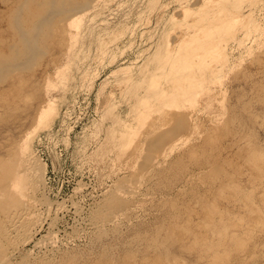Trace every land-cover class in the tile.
Returning a JSON list of instances; mask_svg holds the SVG:
<instances>
[{
	"label": "rangeland",
	"instance_id": "1",
	"mask_svg": "<svg viewBox=\"0 0 264 264\" xmlns=\"http://www.w3.org/2000/svg\"><path fill=\"white\" fill-rule=\"evenodd\" d=\"M188 1L99 0L69 25L57 20L41 43L46 54L0 80V158L35 134L47 167L36 190L32 169L21 166L31 213L22 234L12 229L21 216L7 224L0 211V264H264V0L227 5L234 28L217 41L226 59L216 56L212 71L198 67L191 90L160 71L170 37L188 38L175 17ZM15 8L0 0V53ZM249 13L253 23L240 24ZM54 107L46 132L41 121ZM141 114L151 120L140 129ZM174 119L188 127L171 140ZM124 132L137 138L127 150L117 145ZM159 133L171 140L162 148ZM144 143L153 146L146 165Z\"/></svg>",
	"mask_w": 264,
	"mask_h": 264
},
{
	"label": "bare ground",
	"instance_id": "2",
	"mask_svg": "<svg viewBox=\"0 0 264 264\" xmlns=\"http://www.w3.org/2000/svg\"><path fill=\"white\" fill-rule=\"evenodd\" d=\"M1 1H3L4 3H9V2L13 3L14 2L16 4L15 10L12 11L11 13H9V21L7 20L8 21V25L11 28V30L13 31L14 34H13V37L9 41L10 43H9L8 47L6 46L7 47V49H6L7 52L5 54L4 53H0V80H1V82H3L2 80L5 79L7 76L9 77V74H11L12 72H16L17 70H21V69H24L26 71V69H29L30 67H33V64H35V62L39 59V56L41 57V55L46 52V50H45V48H47L46 47V43H44L45 44L44 48H43L44 44H42V46H41V43L44 42L45 39L46 40L48 39L47 36L50 37V34H51L52 30H53V26L55 25L57 20L60 19V21L61 20L65 21L64 24L65 25H69L71 23V21L73 20L72 18H74V19L77 18V17L78 18H82V16H85V14H87L90 10L96 9V7L100 4L99 0H1ZM238 1H240V0H197V1L191 3V1L189 0L184 6H181V8H180L181 10H180L179 13L177 12L176 15L174 14L175 17H177V19L178 18L179 19H184V20H181L182 22L179 23L178 25L179 26L183 25V27H182L183 29L186 28L185 31H186V34H188V36L186 35L188 38H184L182 41H179V40L176 41V40H172V38L170 37L171 40L167 42V44H166V46H165V48L163 50L162 60H163V62L166 63L165 64L166 66L164 65L165 66L164 69H163V67H161L160 71L164 70V74H167L168 76H170V78H167V80H168L167 82H168V84L170 86L174 87L175 84L180 83L181 81H186V80H189V82H187V83H189L188 86H191V87H189L190 90L193 89L194 86L195 87L197 85L200 86V84L198 83L199 81L197 79H195L197 81H193L194 78H197L196 73L199 72V70H197L198 67L206 66V71H210L211 68L213 67L214 63H215L214 59H216V56L217 57L219 56L218 57L219 59H224V57H225L224 56V51L220 50L221 46L220 47L218 46L220 43H217V41L220 39L219 38L220 36L222 37L223 40L227 39V37H225L226 35L225 36H223L224 34L222 35V32L223 33H226V31L230 32L234 28L233 21L230 20V18H229L230 15H229V13L227 11L228 10L227 9V5H229V6L231 5L232 6V4H235ZM242 9H244V8H242ZM234 14L235 13H233V15ZM243 15H244V13H243ZM175 17H172L171 21H169L170 22L169 23L170 24V28H169L170 32L173 30L174 25L177 23ZM242 17L243 18H241V22L239 21L240 24H242V25L248 24V26H249V23L252 22V20H253V19H251V14L247 15V16H242ZM190 18H192V20H189ZM57 26H59V25H57ZM184 26H186V27H184ZM59 28H60V26H59ZM174 29L178 30L177 27H175ZM179 29H181V28H179ZM53 31H55V30H53ZM190 37H191V39H190ZM227 44H229V43H227ZM173 47H175V50H173L174 49ZM200 47H202L201 51L199 50ZM223 48H225V47H223ZM214 50L216 52L218 51V54H214V52H215ZM47 51H49V50H47ZM209 53H210V55H211V53H213L212 57H210V58H212V59H210L211 61H209L208 58H207L208 61L205 60L206 59L205 57H207V55ZM225 55H226V53H225ZM42 56H44V55H42ZM182 57H184V58H182ZM208 57H209V55H208ZM225 59H226V57H225ZM40 60H42V59H40ZM174 60H176V61H174ZM177 66H180V68H177ZM185 68H186V70H185L186 73H185V75H183L184 71H181V73H180L179 69L182 70V69H185ZM21 72H23V71H21ZM156 78H155V80H156ZM165 79H166V77H165ZM151 80H152V78H151ZM155 80H154V82H152V84L155 83ZM161 80H162V78H161ZM139 81L142 82V80H139ZM158 82L156 81V84H158ZM136 87H134V89ZM164 88H166V87H164ZM178 88H180V87H178ZM189 89H187V90H189ZM203 89H205V88L203 87ZM175 90H176V88H175ZM163 91H165V90L163 89ZM173 91H174V89H173ZM177 91L175 93H177ZM180 91L182 93L184 92V91L181 90V88H180ZM186 94H184V95H186ZM157 95H159V92L157 93ZM157 95H155V96L157 97ZM166 96H168V95H165V97ZM161 97H162V95H161ZM170 99L172 100V98H170ZM177 100H179V99H177ZM137 101H141V100L138 99ZM166 101L168 103V100H166ZM174 101H176V100H174ZM162 102H164V101H162ZM164 103H166V102H164ZM45 104H46V102H45ZM54 109H55V107L52 108L51 110H49L48 112H46V116L44 115L45 116L44 120L42 119L43 117L41 118L43 121H41V119H40L41 124H42V129H45V131L46 130L52 131V129H53V123H50V122L53 120L52 118L55 116ZM144 111H146V109ZM41 112H42V110H41ZM68 112L69 111H67V113ZM50 117H51L52 120L51 119L49 120ZM178 118H180V117H178ZM149 120H151V119L148 116L146 117V114L144 116H143V114H141L140 118L137 120V123L139 124V128H140V125L141 126H145L149 122ZM55 121H56V119H55ZM181 123L184 124V122H182L181 120L178 122V120L176 119L175 122H174V125H175L174 128L172 127L171 130L166 128L167 129L166 133H167L168 137L171 140H173L174 137L179 135L177 133L178 132L177 130L180 128L178 125H180ZM136 125H135V127H136ZM184 126H185V124H184ZM131 127H134V126H131ZM185 127L187 128L188 126H185ZM185 127H182V128H185ZM129 129H128V132L130 133ZM132 129L133 128H131V130ZM136 129H138V128L136 127ZM125 130H127V129H125ZM187 131H188V129H187ZM131 132H133V131H131ZM37 133H38V131H37ZM137 133H138V131H137ZM137 133H135V134H137ZM26 134L21 137V142H20L21 147L15 149L14 152L10 151L8 158H5V157L3 159L0 158V163H1L0 164V211H2L1 213H2V215L4 217V219L6 220L7 224H8V221L10 219H12V220L15 219V218L13 219V214H16V217L21 216V220L17 218L19 222L16 220L19 224L18 223L16 224V221H15L14 224H12V227H13L12 229L14 230V233H16V232H18V233L21 232L22 233V231L24 230L23 218L26 217V219H27L28 218L26 216V215H28L27 213H29V214L31 213L28 210H26V211L24 210V208L26 207L25 205L28 204V202L25 200L27 198V196L25 197V195L27 193V190H26L27 186L25 184H27V182H24V179L21 176L22 175V171H23L21 169L22 168L21 166L24 164V165H26L27 168L32 169V172L35 174V179L37 178V181L35 182L36 183V186H35L36 190H39V188H43V187H41V185L47 183V167L44 166L45 163H43L42 158L40 157V155L37 153V151L35 149V146H33L34 144H32V141H33V139L35 137L34 136L35 134L33 135V134L30 133L31 134V135L29 134L30 136H28ZM157 135H158V133H157ZM130 136H132V135L128 136L127 133H125L124 135H121V137L119 138V140L117 142V145L120 147L121 150L122 149L127 150L128 147L131 144H132V146L134 145L135 142H133V139H131ZM134 136L135 135H133L132 138ZM153 136L156 137L154 134H153ZM134 138L137 139L136 137H134ZM165 139H167V138H164L160 134V136L154 141H156L157 145H159V146H160V144H164V143H167V142L169 143L171 141L170 139H167V140H165ZM154 141H153V143L156 145V143ZM146 143H148V140H147ZM144 145H145V143H144ZM165 145H167V144H165ZM147 146L148 145L144 146L145 149H146L145 150V154L147 155V156L144 157V160H143L145 165H146V163L150 162L149 161V159H151V158H149L150 151H151L150 148L153 147L152 145L150 147L149 146L147 147ZM162 146L163 145H161L160 148H162ZM13 153L18 157V161H17V158L14 159V161H12L13 158H14L13 157L14 156ZM145 154H143L141 156L143 157ZM24 156H26V157H24ZM154 158H156L155 157V153H154ZM10 163H11V165L13 167H11ZM144 164H142V165L144 166ZM151 167H152V165H151ZM135 169L138 170V168H135ZM150 170L151 169H149V171ZM33 173H32V175H33ZM28 176H30V175H28ZM27 178H29V177H27ZM31 179H33V178H31ZM29 181H31V180H29ZM32 182H34V181H32ZM35 183H33V184H35ZM30 185L31 184L29 183L28 186H30ZM44 186H47V185H44ZM121 187H122V185H121ZM45 188H47V187H44V190H45ZM35 189H34V191L32 193H35ZM115 189H113V190H115ZM45 192H47V191H45ZM42 193H43V191H42ZM45 197H44V199H45ZM42 198H43V196H42ZM35 202H36V200H35ZM31 203H32V201H31ZM44 203L45 202H43V204ZM53 203H52V205H53ZM55 203H56V201H55ZM48 204H50V203H48ZM52 205L50 204V206H52ZM23 206H24V208H23ZM29 206H33V205H29ZM40 206H42V205H40ZM79 207H78V209H80ZM11 208L12 209L14 208L15 211H12ZM47 208H48V206H47ZM17 209H18V211H16ZM58 209L56 207L54 208V210H58ZM81 209L77 210V212L81 211ZM39 219H36V220L38 221ZM53 219L54 218L52 217L51 221ZM40 221H41V219H40ZM52 222H54V221H52ZM20 223H22L21 227H20ZM84 223H86V222H84ZM24 224H26V223H24ZM49 224H51V223H49ZM26 225H28V224H26ZM53 230L54 229H51V228L49 229V236H48L51 239L50 241H52L53 236H55V239L51 242V248L53 247L52 243H53V245L56 244L57 243V239H58L56 237L57 235L54 234ZM51 236H52V238H51ZM38 243H39L38 240H37V242L35 241V245L36 246H37ZM41 246H42V244L39 247L41 248ZM52 249H50V248H49V250L47 249V251L44 254H51L52 253Z\"/></svg>",
	"mask_w": 264,
	"mask_h": 264
}]
</instances>
